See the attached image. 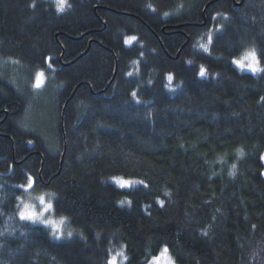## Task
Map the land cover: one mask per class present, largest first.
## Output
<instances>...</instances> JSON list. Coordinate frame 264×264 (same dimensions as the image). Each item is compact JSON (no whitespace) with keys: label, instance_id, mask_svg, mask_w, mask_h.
Returning <instances> with one entry per match:
<instances>
[{"label":"trees","instance_id":"trees-1","mask_svg":"<svg viewBox=\"0 0 264 264\" xmlns=\"http://www.w3.org/2000/svg\"><path fill=\"white\" fill-rule=\"evenodd\" d=\"M58 3L0 0V264H109L116 244L126 264L165 247L176 264H264V71L233 63L251 44L264 68V0ZM38 70L47 93L20 85ZM29 177L75 234L18 218Z\"/></svg>","mask_w":264,"mask_h":264},{"label":"rangeland","instance_id":"rangeland-1","mask_svg":"<svg viewBox=\"0 0 264 264\" xmlns=\"http://www.w3.org/2000/svg\"><path fill=\"white\" fill-rule=\"evenodd\" d=\"M52 1L59 2V0H52ZM213 34L214 33H212L211 35L213 36ZM209 36H210L209 32L204 34V40H206V42H208ZM212 36L210 37V40L212 39ZM252 49H254V47L251 44H247L244 47L242 53L238 57H236L234 60H241L245 64L251 62L250 60H244V56L246 53H248ZM1 64H2L3 72H5L9 76V78H11L12 81H14V79L16 81L19 79L18 75L19 73H22L23 71H21V69H19L15 63H13L11 60H1ZM235 65L241 70V68L237 64ZM257 67L260 68V65L258 64ZM244 70H248V69L245 68ZM39 73H43V76L40 77V80H41L40 86L36 87L37 76ZM46 80H48V78H47V74L45 73V71L38 70L32 74L29 81L25 79V77H21L20 85H24V86L26 85L29 88L31 87L33 91H37L38 93H44L45 91L44 86H45ZM45 93L47 92L45 91ZM47 103H48L47 101H43L41 103H38V105L42 106L41 104H43L44 106H47ZM35 106H37V104H34V102L33 103L29 102L27 104V107L25 109V113L23 116V121L25 123L27 122V123L37 124L38 125L37 127L40 126L43 129L44 132L41 129L40 130L41 132H43L44 136L50 139L51 138L50 131L48 130L49 126L46 120V116L43 114V112L41 113L40 111L41 109H38ZM111 180L116 185L120 187H124V188L132 187L138 183L136 179L124 178L121 176L113 177L111 178ZM121 180L128 181L130 183H127L124 186H121L119 182ZM28 185H29V179L23 187L20 186L22 189V193L18 197L19 200L16 206V214L18 218L21 220H26L28 222L33 223L31 219H22L21 213L22 212L25 213L26 216L28 214H36L38 219L35 223L41 224L45 228H47L50 234L56 239L68 238L72 236L73 234H75L74 230L76 229H73L70 225H68L65 217L58 216L54 213V209H53L54 192L49 189L38 190L34 188L33 179L31 183V187H29ZM41 198H43V203H41ZM49 204L51 205V208L48 210H45L46 206ZM41 221H51L52 223H42ZM69 233H71L70 236H69ZM113 260H115V264H126V254H125V250L122 244H116V245L110 246L109 264H111ZM147 264H176V263L173 261L172 257L169 255L168 252L163 253L161 250L159 254L151 257V259L149 260Z\"/></svg>","mask_w":264,"mask_h":264},{"label":"snow or ice","instance_id":"snow-or-ice-1","mask_svg":"<svg viewBox=\"0 0 264 264\" xmlns=\"http://www.w3.org/2000/svg\"><path fill=\"white\" fill-rule=\"evenodd\" d=\"M64 3H65V0H59V3H58V8L60 11H63L64 10ZM68 7H71V5H68ZM244 60H250L251 62L245 64L243 63L241 60H233V63L234 64H237L241 70H244L245 68H247L248 70L252 71V72H257V71H264V68H258L257 65L259 64V60L257 58V54H256V51L255 49H252L250 50L248 53L245 54L244 56ZM50 66V65H49ZM200 75L203 77L205 75V69L203 68V66H201V71H200ZM43 76V73H39L38 76H37V83H36V87H39L40 86V83H41V80H40V77ZM169 80L172 79V76L169 75L168 77ZM132 95L135 97L136 96V93L133 92ZM262 100H264V97L261 98ZM264 158V157H262ZM29 187H31V183H32V178L29 177ZM121 186H124L125 184L127 183H130L128 181H119ZM139 183H143V181H140ZM23 187V185L21 186ZM41 203H43V198H41ZM123 203V202H121ZM161 205H163V202L161 201ZM51 208V205H47L46 206V209L45 210H48ZM42 215V213H41ZM21 218L22 219H31L33 221V223H35L38 219V217L36 216V214H28L27 216L25 215V213H21ZM63 219V218H62ZM42 223H52L51 221H41ZM71 235V233H69V236ZM59 238V237H57ZM163 253H166L167 252V248L165 247L163 250H162ZM111 264H115V260H113L111 262Z\"/></svg>","mask_w":264,"mask_h":264},{"label":"water","instance_id":"water-1","mask_svg":"<svg viewBox=\"0 0 264 264\" xmlns=\"http://www.w3.org/2000/svg\"><path fill=\"white\" fill-rule=\"evenodd\" d=\"M27 145L29 146V148H32L33 147V141L32 140L27 141Z\"/></svg>","mask_w":264,"mask_h":264}]
</instances>
